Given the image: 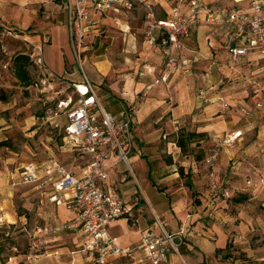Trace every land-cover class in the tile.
I'll list each match as a JSON object with an SVG mask.
<instances>
[{
    "label": "crops",
    "instance_id": "1",
    "mask_svg": "<svg viewBox=\"0 0 264 264\" xmlns=\"http://www.w3.org/2000/svg\"><path fill=\"white\" fill-rule=\"evenodd\" d=\"M8 1L0 0V22L12 24L14 27L8 29L14 30L17 37L19 30L36 27L35 33L25 38L33 47H40V64L48 74L62 77L71 85L85 78L99 104L106 105L108 110L103 109L116 118L124 117L137 99L131 121L134 153L129 159L137 177L164 194L167 203L159 210L161 223L149 204V213L139 209L143 198L122 199L119 186L126 183L128 176L118 163L109 169L103 189L119 194L124 214L108 225V233L120 245L132 247L141 233H159V226L175 233L183 225L178 255L170 251L161 264H246L238 257L240 251L252 257L249 264H264V251L251 242L255 232H264V56L251 50L233 58L224 48L225 26L198 21L184 40L181 57L186 65L164 68L159 49L142 41V10H108L92 14L97 23L84 37L81 57L93 52L91 62L86 63L93 77L89 79L83 66L78 71L73 69L75 58L69 46L63 0L55 4L59 15L46 14L37 20L32 7L53 8L51 0H13L15 5ZM167 8L166 3H161L157 17L163 18ZM133 11L138 13L137 18L131 15ZM155 79L159 81L154 83ZM257 102L260 107L255 106ZM241 108L249 113L243 114ZM233 131H240L241 135L220 148L213 167L216 183L227 188L230 197L216 199L208 190L205 158L220 137ZM179 138L185 139L183 149L177 144ZM69 146L74 154V141H69ZM186 150L187 156L183 155ZM49 159L74 174L83 170L70 169L53 157ZM3 164L0 228L19 223L20 233L12 237L0 229V264H90L88 239L81 232L68 229L42 233L48 224L75 220L77 212L67 204L70 191L58 194L61 203L56 204L50 200L49 188L23 184L31 193L21 195L20 207L15 208L13 199L18 184L13 175L10 177L3 170ZM23 167L16 169L17 179ZM131 175L134 177L133 172ZM143 197L147 201L145 194ZM22 236L24 245L19 239ZM247 241L252 248L250 243L244 244ZM108 264L147 263L143 252L135 251L111 257Z\"/></svg>",
    "mask_w": 264,
    "mask_h": 264
},
{
    "label": "built area",
    "instance_id": "2",
    "mask_svg": "<svg viewBox=\"0 0 264 264\" xmlns=\"http://www.w3.org/2000/svg\"><path fill=\"white\" fill-rule=\"evenodd\" d=\"M161 3L168 6L163 18L157 17ZM63 6L68 18L69 46L75 59L81 57L85 34L97 23L92 18L93 13L130 11L135 8L142 10V41L159 49L164 68L175 65L183 68L186 65V60L181 57L184 40L198 21L225 26L224 48L233 58L244 56L251 50L264 56V0H237L228 6L204 0H63ZM4 31L17 37L12 29L4 28ZM33 48L38 53L35 55L37 62L41 63L40 47ZM158 81L155 79L154 83ZM72 86L79 99L71 108V101L60 102V106L66 109L61 131L63 137L74 141L75 149L87 158L82 172L74 174L51 159L30 163L20 172L22 184H35L38 189L49 188L52 192L50 200L56 204L61 203L58 194L64 191L71 193L67 204L75 208V220L48 224L43 235L68 229L81 232L88 239L86 247L90 252V264H108L111 257L130 255L135 251L143 252L147 264L163 263L170 251L178 255L183 225L175 233H169L161 226L159 233H141L132 247L120 245L107 231L114 219L123 216L124 209L119 194L105 191L103 185L109 169L118 163L128 164V155L133 149L131 121L137 99L124 117L116 118L99 104L91 84L85 78ZM255 106L260 107L261 104L257 102ZM240 111L245 115L249 113L242 108ZM54 126L58 127L57 124ZM240 135V131L224 134L205 158L209 169L208 190L213 198L230 197L229 190L216 183L213 167L220 148L232 144ZM35 245L34 249L37 248Z\"/></svg>",
    "mask_w": 264,
    "mask_h": 264
},
{
    "label": "rangeland",
    "instance_id": "3",
    "mask_svg": "<svg viewBox=\"0 0 264 264\" xmlns=\"http://www.w3.org/2000/svg\"><path fill=\"white\" fill-rule=\"evenodd\" d=\"M213 1L227 6L233 4L232 0ZM49 3L53 8H48L50 6H47V8L32 7V15L36 17V20L41 19L46 14L49 17L59 15V11L55 7L57 0H51ZM8 4L15 5L16 2L10 0ZM63 12L64 15L66 12L65 8ZM133 12L131 15L137 18L139 16L138 13ZM9 27L14 26L9 22H0V88L8 93V100L0 102V141H4L7 144V146H0V168L5 162L3 170L8 172L10 177L13 175V181L18 184L15 186L16 194L13 199L14 207L18 208L21 203V195H30L31 193L30 189H28L29 187L21 184L20 179L16 178V171H18L16 169L18 167H23V165L30 163H41V161L53 157L70 169L82 170L85 167L87 158L79 150H75L74 154H72L69 146V141L72 140L63 137L62 127L57 128L54 126L55 122L59 123L60 126L65 124L66 109L64 106H60V102L69 103L71 100L78 98L74 87L68 80L62 77L56 78L48 74L45 68L37 62L33 54L35 52L34 48L25 38L27 35H33L35 33L33 30L36 27L30 25L27 29L19 30L18 37H12L4 31V28L7 29ZM18 54L28 55L31 61L27 66L31 77V85L23 86L13 74L12 60ZM92 55L93 52L92 54L87 52L84 59L82 57L75 59L73 65L75 71H78L77 68L80 69L83 66L84 72L89 79L93 77H91L89 66L86 63L91 62ZM75 74L77 76L80 75L79 72ZM102 106L105 110H108L106 105L102 104ZM59 135H62V137ZM133 153L131 151L128 155L129 167L123 163L118 167L124 171L123 174L125 176H128L126 183L119 186L120 195L125 200H129L134 196L143 198V201L138 203L139 209L149 213L150 205L154 208L157 215H159L160 208L167 203L166 198L164 194L152 188L150 184L146 186L137 177L134 163L129 159ZM188 154V150L183 152V155L187 156ZM165 157L167 161V155ZM169 159L172 160L170 156ZM131 172H133L134 177L131 175ZM144 194L147 196L148 202L144 199ZM227 200L229 199L227 198ZM158 219L162 223L163 219L160 215ZM19 226V223L13 226L4 224L0 229L4 232L7 231L9 235L15 237L20 233ZM28 232L30 233L29 230ZM252 236L254 240L251 239V242L259 245L257 247H260L264 251V232H259L257 235L255 232ZM19 239H21V244L24 245V236L19 237ZM251 242L247 241L244 244L247 246L250 243L252 248ZM228 248L229 243H227L226 250ZM244 254V252L240 251L238 254L240 260L246 264L251 263L250 259L252 257H246Z\"/></svg>",
    "mask_w": 264,
    "mask_h": 264
},
{
    "label": "trees",
    "instance_id": "4",
    "mask_svg": "<svg viewBox=\"0 0 264 264\" xmlns=\"http://www.w3.org/2000/svg\"><path fill=\"white\" fill-rule=\"evenodd\" d=\"M30 63H31V61H30L28 55H25V54H18L12 60L13 74L23 86H28V85L32 84L31 83V77H30L28 69H27V66ZM78 99L79 98H77L75 100H71V102L69 104V108L74 106L77 103ZM7 100H8V93L4 89L0 88V102H6ZM59 136L62 137V135H59ZM186 138L188 139V137H186ZM184 142H185V139L179 138V140L177 141V144L183 149ZM0 146H7V144L4 141H0ZM226 247H227V245H226ZM0 249H1V247H0Z\"/></svg>",
    "mask_w": 264,
    "mask_h": 264
},
{
    "label": "bare ground",
    "instance_id": "5",
    "mask_svg": "<svg viewBox=\"0 0 264 264\" xmlns=\"http://www.w3.org/2000/svg\"><path fill=\"white\" fill-rule=\"evenodd\" d=\"M80 89H81V91H83V88L82 87H80Z\"/></svg>",
    "mask_w": 264,
    "mask_h": 264
}]
</instances>
